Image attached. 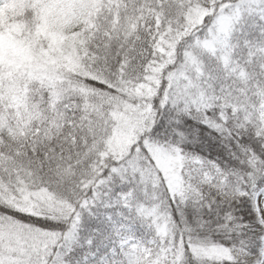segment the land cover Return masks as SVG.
<instances>
[{"label":"snow or ice","instance_id":"6c2138e0","mask_svg":"<svg viewBox=\"0 0 264 264\" xmlns=\"http://www.w3.org/2000/svg\"><path fill=\"white\" fill-rule=\"evenodd\" d=\"M0 264H264V0H0Z\"/></svg>","mask_w":264,"mask_h":264}]
</instances>
